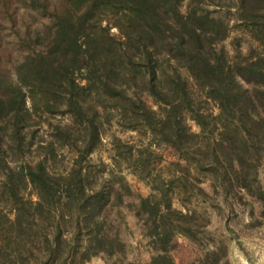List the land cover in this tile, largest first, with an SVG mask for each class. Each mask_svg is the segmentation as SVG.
I'll use <instances>...</instances> for the list:
<instances>
[{
  "label": "trees",
  "instance_id": "trees-1",
  "mask_svg": "<svg viewBox=\"0 0 264 264\" xmlns=\"http://www.w3.org/2000/svg\"><path fill=\"white\" fill-rule=\"evenodd\" d=\"M7 3L4 33L0 25V264H71L62 250L75 240L81 264L96 255L111 264H175L174 236L193 235L195 214L181 191L169 194L156 181L148 194H134L117 162L108 168L100 160L93 171L91 153L103 120L118 115L169 147L180 176L210 172L224 188L235 181L249 191L250 162L264 150V0H22L19 12ZM232 29L247 34L246 46L225 47ZM44 114L66 115L44 123L48 137L34 129ZM63 146L73 149L72 164L53 170ZM133 146L122 158L144 180L146 156ZM32 151L37 159L27 161ZM27 184L35 200L23 194ZM123 193L142 220L145 262L129 258L112 226L110 211ZM194 194L207 195L200 186ZM215 249L190 264H228Z\"/></svg>",
  "mask_w": 264,
  "mask_h": 264
},
{
  "label": "rangeland",
  "instance_id": "rangeland-1",
  "mask_svg": "<svg viewBox=\"0 0 264 264\" xmlns=\"http://www.w3.org/2000/svg\"><path fill=\"white\" fill-rule=\"evenodd\" d=\"M7 1H9L11 9L15 8L16 12L21 11L18 8L22 5V0ZM7 1L0 0V25L3 33L6 31L3 26L6 24L5 17L8 14L4 15L1 9L5 7L3 3L8 5ZM112 32L115 33V30L112 29ZM12 35L8 33V38L10 39ZM10 42L8 41V43ZM236 44L246 46L248 36L244 31L232 29L224 40V45L228 50H231L232 46ZM8 50L13 57H16L18 49L14 46L13 41L8 45ZM145 99L150 103L151 100L148 96ZM207 107L215 111L211 105ZM110 113L116 114L112 110ZM65 118L66 115L44 114L42 118L36 116L35 121L43 123L41 126L39 124L34 126V129H37L36 135L48 137L50 130L46 129L44 123L64 121ZM122 121L124 119H120L118 115L112 116L109 120H103L102 140L91 153L89 164H92L93 171L97 172L102 167L99 163L100 160L108 168L113 167L117 162L120 166V173L130 183L134 194L136 192L143 195L148 194L154 190L153 183L156 181L166 188L169 194L175 193L176 195L178 189L181 191L179 197L184 200L190 211H195L190 220L193 235L188 237L177 233L174 236L176 243L171 250L174 263L190 264L198 257L203 256L209 249L216 248L217 256L223 261L227 259L228 264H264V150L260 148L257 152L255 151V160L250 162L252 171L248 175V180L252 182V187L249 191L239 188L235 181L224 188L214 173L199 172L196 175L185 173L180 176L173 165V161H177V156L169 147L158 142L156 138H152L150 133L140 125H137L134 130L127 128ZM190 124L193 131H198L195 123L191 121ZM133 144V149L139 147L143 151V156H146L147 166L143 174L144 180H140L132 172L135 169L133 162L128 163V158H122L128 157L129 145ZM148 149H151L150 153ZM118 152L119 154H117ZM57 153V159L52 163L53 170H67L72 164L73 149L63 146L58 148ZM25 159L31 162L35 161L37 159L36 152L28 153ZM258 182L260 186H258ZM197 186L202 187L207 195H195L194 191ZM22 192L26 198L36 199L29 184L23 186ZM122 196V203L119 206H114L110 211L113 229L117 230L125 241L129 258L145 262L149 258V252L145 245L146 240L141 235L142 220L134 214L133 206H130L133 201L132 195L123 193ZM1 204L3 205L4 202ZM173 206L181 207L176 199H173ZM173 219L174 217H172ZM64 229H70V227ZM72 236L74 237V235ZM80 248L79 242L75 240L74 243L64 246L62 257H67L68 261L73 260L70 262L71 264H81L79 261L82 257ZM112 261V258H107L105 255H96L92 256L87 264H111ZM206 264H214L212 258Z\"/></svg>",
  "mask_w": 264,
  "mask_h": 264
}]
</instances>
